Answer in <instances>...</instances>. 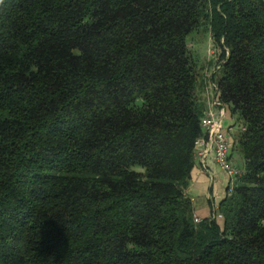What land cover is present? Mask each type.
Listing matches in <instances>:
<instances>
[{"label": "trees", "instance_id": "obj_1", "mask_svg": "<svg viewBox=\"0 0 264 264\" xmlns=\"http://www.w3.org/2000/svg\"><path fill=\"white\" fill-rule=\"evenodd\" d=\"M209 34L243 174L195 223ZM0 264H264V0H0Z\"/></svg>", "mask_w": 264, "mask_h": 264}, {"label": "built area", "instance_id": "obj_2", "mask_svg": "<svg viewBox=\"0 0 264 264\" xmlns=\"http://www.w3.org/2000/svg\"><path fill=\"white\" fill-rule=\"evenodd\" d=\"M210 74L206 76L208 77L205 88L206 107L200 122L202 133L194 142V151L197 162L203 168H205L207 160L211 159L224 172L228 179L225 194L230 195L233 192L236 180L243 174V169L231 157L230 128H224L226 109L217 95L216 84L210 80ZM209 218H222L216 204L212 206V214ZM193 220L197 223L201 218L194 215Z\"/></svg>", "mask_w": 264, "mask_h": 264}, {"label": "crops", "instance_id": "obj_3", "mask_svg": "<svg viewBox=\"0 0 264 264\" xmlns=\"http://www.w3.org/2000/svg\"><path fill=\"white\" fill-rule=\"evenodd\" d=\"M230 128V127H228ZM228 179L223 171L208 159L205 168L198 162L192 171V178L185 190L192 202L194 215L199 218H209L212 206H218L226 190Z\"/></svg>", "mask_w": 264, "mask_h": 264}, {"label": "rangeland", "instance_id": "obj_4", "mask_svg": "<svg viewBox=\"0 0 264 264\" xmlns=\"http://www.w3.org/2000/svg\"><path fill=\"white\" fill-rule=\"evenodd\" d=\"M199 37V44H197V46L195 47V55L198 56V62L200 63V65H204L203 72L205 76H208L222 62V57L220 56L221 49L219 45L214 43L210 34L204 37ZM188 46L193 45L189 43ZM208 62L209 64L207 65ZM206 78L208 79V77ZM236 130L237 126L233 125L230 127L229 133L234 134Z\"/></svg>", "mask_w": 264, "mask_h": 264}]
</instances>
